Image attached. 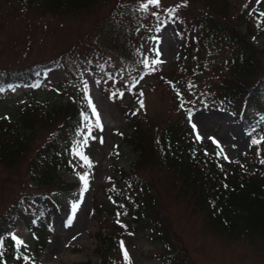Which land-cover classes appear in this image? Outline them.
Returning <instances> with one entry per match:
<instances>
[{"label":"trees","instance_id":"1","mask_svg":"<svg viewBox=\"0 0 264 264\" xmlns=\"http://www.w3.org/2000/svg\"><path fill=\"white\" fill-rule=\"evenodd\" d=\"M108 1L0 0V29L24 24L23 30L40 35L41 45L50 47L47 53L41 50L28 60L24 55L15 64L0 63V90L36 85L40 73L59 67L65 78L58 87L67 85L70 91L64 103L28 100L18 105L12 119L0 117V169L18 176L23 187L30 185L35 191L19 190L0 212V264H9L8 256H13L16 264H26L27 256L15 252L16 243L9 234L14 217L34 238V250L40 251L48 238V220L59 210L53 195L81 186L56 173L60 165L69 168L72 161L83 162L73 152L75 143L88 133L82 115L89 112L81 72L86 71L112 102L106 79L116 84L121 76L132 79L128 86L118 85L130 93L136 78L150 70L143 64L140 35L150 30L156 16L173 22L178 18L184 29L176 67L158 77L177 97L184 108L182 114L198 107L231 109L251 141L259 140L256 127L264 120V49H257L249 38L248 21L253 15H246L247 26L241 33L238 22L230 20L227 0H194L201 10L187 17L168 11L170 7L148 5L144 10L141 4H146L145 0H111L105 12L86 21L81 30L78 25L79 33L63 42L46 41L44 31L32 22L38 23L45 13L63 17ZM10 41L6 36L3 43ZM186 92L191 100L195 97L192 103ZM143 119L115 133L135 153L131 168L125 171L118 165L120 143L114 142L109 174L94 191L103 196L99 199L97 194L91 202L98 227L92 236L94 264H125L120 242L124 244L127 228L147 231L150 240L161 244L158 256L164 264H195L181 232L165 213L161 189L169 193L170 201L202 216L205 233L264 246V171L260 167L264 143L254 146L247 163L252 170H245L224 162L208 142L198 144L189 139L187 129H181V120L161 119L164 127L159 129L156 118ZM89 121L93 132L94 121ZM27 264H36L35 258L28 257Z\"/></svg>","mask_w":264,"mask_h":264},{"label":"rangeland","instance_id":"2","mask_svg":"<svg viewBox=\"0 0 264 264\" xmlns=\"http://www.w3.org/2000/svg\"><path fill=\"white\" fill-rule=\"evenodd\" d=\"M227 2L228 14L231 16L230 20L235 23L238 22L237 28L241 33H244L247 26L245 22L246 15L252 13L253 16L248 21L251 28L249 38L257 49H264V17L259 16V13L264 12V0H260V3H257V0H227ZM111 3L112 1L109 0L105 5L94 4L87 9L88 13L82 11L63 17L45 13L38 23L35 20L32 22L38 24L35 25V28H41L44 31L42 33H45L46 41L58 39L57 41L63 42L65 37L73 38L79 33L78 25H80L81 30L82 24L99 13L105 12ZM195 4L197 3H194V0H187L186 6L184 0H160L158 7L153 6L156 8L161 7V9L170 7L168 11L177 8L175 11L180 16L187 17L190 13L201 10L200 4L198 8ZM258 19L261 20L262 29L257 26ZM171 20L157 18L156 16L152 21L150 30L143 33V35L141 32L140 49L142 56L148 59L150 68H154V70H149L147 74L137 77L130 93L118 85L128 86L132 79L127 81L125 76H121L117 84L106 79L105 83L109 92L113 93L112 102L86 71L81 72L82 94L85 97L87 92V95L91 98L102 126V130L96 127L91 132V137L94 138H89L87 145L82 149L84 155L91 161V168L82 166L84 161H72L69 168L63 165L58 166L56 173L60 179L67 182H78L81 186L73 192L54 195L59 210L48 220L46 231L48 238L40 251L34 250V238L29 234L20 219L13 218L9 234L11 237L16 236L23 242L19 248L16 246V253L35 258L36 264L95 263L94 238L92 236L98 227L92 217L91 202L97 194L99 199H103V196L100 192L94 194V191L103 186L109 174L114 142L120 143L118 165L125 171L131 168L135 153L124 140L117 138L115 133L125 129L135 121H144L143 118H156L159 129H162V125L164 127V124L160 122L161 119L168 121L170 119L173 121L181 120V129H187L189 139H194L198 144L208 142L212 148L221 153L220 156L224 162L237 164L238 167L245 170H252L251 167L247 166V163H249L255 145L251 143V139L243 129L241 122L233 117L231 109L198 107L187 114H182L184 108L177 97L170 94L167 87L158 81L161 73L165 75L166 72L176 67L177 58L183 45L181 33L184 29L181 20L178 18L175 22ZM15 21L22 22L21 20ZM46 22L47 24H43ZM79 22L80 24H78ZM23 25H12L8 29H0V63L4 62L12 65L19 62L24 55L28 60V58L36 57L41 50H45L46 53L49 51L50 47H47V44L41 45L40 38L42 37L37 34H28L26 30L22 29ZM6 36L11 38L8 44L7 42L3 43ZM157 52H159V57H157ZM154 59H159L161 62L151 65V61ZM40 77L38 84L33 86L19 84L0 90V117L12 119L15 116L16 108L24 101L33 100L38 103L44 102L47 105H54L64 103L68 99L70 95L68 86L58 87V84L65 78L61 68H49L41 73ZM104 90L108 92L106 87ZM188 93L186 92L185 97L189 98L191 94ZM199 96L195 99L196 102H198ZM193 98L195 97H192V100L189 98L187 101L192 103ZM140 101H143V107H141ZM88 112V117L94 121L95 118L92 116L89 107ZM193 125L196 126L195 130ZM126 130L128 133L130 132V129ZM256 130L258 139L264 141V120L257 124ZM197 132L201 137L199 140H197ZM210 138H214L217 143H214L213 139ZM79 142L75 143L74 148L77 147ZM225 156L227 159L224 158ZM260 167L264 171L263 163ZM84 172L89 173L88 189L81 197L82 182L79 175ZM19 181L21 179L19 180L18 176L0 169V212L18 195L19 190L32 191L30 185H26L27 190ZM161 192L167 209L165 213L171 223L181 232L190 258L195 264H264L263 245L251 246L244 240L220 238L205 233L202 216L192 215L181 203L170 201L169 197L171 198V196L169 193L166 194L165 190L161 189ZM74 202H80L79 208L71 225L66 226L71 213V205ZM122 219L127 220L126 217H121ZM146 233L147 231L144 230L127 228L124 237V248L127 250L130 264H164L158 256L162 245L150 240ZM6 261L9 264L17 263L13 256H8Z\"/></svg>","mask_w":264,"mask_h":264},{"label":"snow or ice","instance_id":"3","mask_svg":"<svg viewBox=\"0 0 264 264\" xmlns=\"http://www.w3.org/2000/svg\"><path fill=\"white\" fill-rule=\"evenodd\" d=\"M186 3H187V0H184L185 6H186ZM257 3H260V0H257ZM148 5H154V6L158 7L160 5V0H147L146 4H141V8L144 9V10H147ZM171 11L175 12V9H172ZM249 14L252 15V13H249ZM259 16L260 17H264V12L259 13ZM260 23H261V20L258 19L257 20V26L258 27L260 26ZM157 57H159V52H157ZM160 62L161 61H159V59H154V60L151 61V65H156V64H158ZM143 64H144L145 68H149L150 70H154V68H150L149 61H148L147 58L144 59ZM84 98H85V100L88 103V107L91 110L92 116L95 118L94 119V126L97 127V128H101V130H102V126H101L100 119H99V114H98L94 104L92 103L91 98L87 95V92L85 93V97ZM140 105H141V107H143V101H140ZM133 114H135V113H133ZM82 115H83V118H84L85 122H87L86 126L88 127V133L85 135V138L78 143L77 147L74 148L73 152H74L75 155H78L84 161V165H82V166H87L88 168H91V161L89 160V158L87 156L84 155L82 149H83V147H85L87 145V142H88L89 138H94V137H91V126H89L93 122L89 121V117L86 114H82ZM4 119H7V117H4ZM193 128L195 130L196 126L193 125ZM199 139H201V137L199 136V134L197 132V140H199ZM210 139H213V142L217 143L214 140V138H210ZM101 142H103V141L101 140ZM251 143L253 145H258V144L264 143V141L253 139L251 141ZM220 154L221 153H217L218 156ZM224 158L227 159L226 156ZM261 162L264 163V161H261ZM79 178H80V180L82 182L81 197H83V193L85 191H87V189H88L89 173L88 172H84L83 174L79 175ZM79 203L80 202L72 203V205H71V213H70V215L68 217L66 226H70L71 225V223H72V221H73V219L75 217V213H76V211L79 208ZM119 215H120V213H117V223L118 224L120 223L119 218H118ZM121 227H125V226L121 224ZM12 239L15 241L17 248H19L23 244V242L21 240H19V238H17L16 236H13ZM120 247H121V250H122V253H123V256H124L125 264H130L128 253H127V250L124 248L123 241L120 242ZM24 259H25L26 264H27L28 257H24Z\"/></svg>","mask_w":264,"mask_h":264},{"label":"bare ground","instance_id":"4","mask_svg":"<svg viewBox=\"0 0 264 264\" xmlns=\"http://www.w3.org/2000/svg\"><path fill=\"white\" fill-rule=\"evenodd\" d=\"M103 107V106H102ZM200 120V119H199ZM52 246V245H51ZM51 255V254H50ZM48 257V256H47ZM51 259V258H50Z\"/></svg>","mask_w":264,"mask_h":264}]
</instances>
